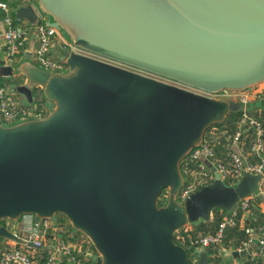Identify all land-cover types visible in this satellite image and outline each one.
I'll use <instances>...</instances> for the list:
<instances>
[{
    "label": "water",
    "instance_id": "95a60500",
    "mask_svg": "<svg viewBox=\"0 0 264 264\" xmlns=\"http://www.w3.org/2000/svg\"><path fill=\"white\" fill-rule=\"evenodd\" d=\"M37 1L17 6V18L34 23L40 13L75 46L120 64L71 50L63 72L29 57L4 66L5 76L24 77L12 91L33 103L41 86L51 110L0 121V238L25 242L4 218L63 214L91 240L96 264H191L175 233L217 208L231 211L264 172L231 186L213 168L214 181L181 201L182 162L245 105L123 65L210 92L262 84L264 0H172L181 7L173 13L149 0ZM48 4L89 24L93 38L76 37ZM256 244L224 251L222 264ZM196 264H214L209 248H197Z\"/></svg>",
    "mask_w": 264,
    "mask_h": 264
},
{
    "label": "built area",
    "instance_id": "2783aa9c",
    "mask_svg": "<svg viewBox=\"0 0 264 264\" xmlns=\"http://www.w3.org/2000/svg\"><path fill=\"white\" fill-rule=\"evenodd\" d=\"M27 3H33V1H23V4ZM0 11L2 12V25H0V65L12 66L23 55L29 42L32 39H36V46L32 53H30V58L33 62L51 72H63L68 69V64L65 60L53 55L57 42L56 38L60 36L65 40L64 45L68 52L76 50L77 46L69 42L57 28L49 25L44 15L39 13V18L34 23L28 20L20 21L15 14L14 6L3 0H0ZM83 52L87 51L83 50ZM259 85L264 87V83ZM186 87L219 98L222 97L221 95H226L229 98L244 103L245 109L240 112L238 118L232 120L233 129L222 130V134L232 143L239 145L240 150L231 151L227 160L219 158L215 149L213 136L207 137L210 128L205 135L202 145L192 150L182 162L185 182L178 198L181 201H186L192 193L202 186L212 183L215 179L213 168L219 172L223 182L231 186H235L246 172L252 174L263 173L264 124L261 119L250 114L248 106L252 102V96L245 92L242 95H238L234 90L230 89L210 92L189 85ZM254 96L261 98L264 102V88L255 92ZM33 98L34 102L31 103L24 95L12 91L10 86L5 84L0 85V121L5 125H11L22 120L42 118L47 115L51 110V105L48 103L41 86L34 88ZM243 126H249L255 130V138L250 143L249 148L244 147L242 144L245 135ZM253 154L259 156L257 160L250 159V156ZM257 192L264 194V177L259 184ZM250 207L251 195L241 199L231 211H226L227 214L222 215L215 233L190 238L188 240L189 244L185 247L189 251L190 260L191 258L193 259V264H196L197 248L201 246L210 248L213 245L222 243L225 230L230 226H237L240 212L247 211ZM17 221H19V230L14 232L24 238L25 242L23 244L26 246V249L21 247H1L0 264H56L60 260L59 257L61 255L68 256V259L74 264H84L83 261L78 259L72 245L66 240L58 238L51 244L50 248H46L48 233L52 230L58 232H62L63 230V227H60L54 218H40L30 213L22 215ZM246 233L248 237L244 242L243 248H248L254 242L253 228L247 227ZM259 233L261 235L257 240L256 248L251 252L248 260L252 263H259L261 260H264L263 228H259ZM187 238L189 237L184 232L179 240L182 243H186ZM36 249H41V251L48 249V253L42 254L39 252L40 254H38L35 252Z\"/></svg>",
    "mask_w": 264,
    "mask_h": 264
},
{
    "label": "crops",
    "instance_id": "0c3cea01",
    "mask_svg": "<svg viewBox=\"0 0 264 264\" xmlns=\"http://www.w3.org/2000/svg\"><path fill=\"white\" fill-rule=\"evenodd\" d=\"M13 2L14 3L12 5L14 6L15 3L18 1L13 0ZM14 8L16 11L17 7H14ZM1 20H2V12L0 14V25H2ZM56 39H57V42L53 50V55L61 59V57L66 54L59 51L58 47L61 46L62 48H65V45H64L65 40L61 38L60 36H58ZM35 46H36V39H32L29 42L28 47L26 48L23 55L17 60L20 61L24 58H28V57L30 58V53H32ZM3 68L4 66L0 65V84L7 83L9 86V83L6 81H9L13 78L2 74V71L4 70ZM14 78H15V81L11 83L12 86L13 84H21L24 82V77L22 75H16L14 76ZM12 86L10 87L12 88ZM262 88L264 87H262L261 85H256L254 86L253 91L249 92V94L252 96V102L249 104L248 108L250 109V114L256 118L261 119L264 124V102L262 101L261 98L254 96L255 92L262 90ZM233 119H234L233 117L231 118L229 116L227 118L229 123L226 124L227 122H225L223 123L224 125L222 124L220 127H222V129H233L234 128V125L232 124ZM243 129H244L245 135H244L242 144L244 145V147L249 148L250 143L255 138V130L249 126H243ZM211 136H213L215 149H216V152L219 158H223L227 160L229 157V153L231 151L240 150L239 145L232 143L222 134V130L220 132H216L215 130L210 131L207 134V137H211ZM258 157L259 156L253 154L250 156V159L257 160ZM224 214H227V213L226 211L222 209L220 215L218 214V216H216L215 213L213 212L212 218L210 220L199 219L198 221H195V222H189V224L186 225V229H185L187 236L189 238H193V237L201 236L203 234L215 233L218 229L219 222L221 221L220 218H222V215ZM238 218L239 219H238L237 226H234V227L230 226L225 230V236H224L223 242L217 245H213L209 248L214 264H222V254L224 251H232L236 249H242L244 247V242L247 240V237H248L246 233L247 227H251L254 230V242L255 240H258L259 236L261 235L259 233V228H263L264 230V194H261L259 192L252 194L251 195V207L247 211H241ZM54 220L55 222L59 221L58 223L60 227L61 226L63 227V230L62 232L52 230L48 233L46 248H50L51 244L54 243L56 239L58 238L63 239L72 245L74 253L77 255L79 260L83 261L84 264H96V257L98 256V253L96 249L94 248L91 240L87 236H85L83 233L74 229L73 226L65 222L64 219L62 218L59 219L56 217L54 218ZM10 229L13 232L14 231L16 232V230L12 228ZM1 247H21L23 249H26V246L23 243H18L10 239H1L0 248ZM255 248L256 246L253 248V250ZM35 252H37L38 254H40L39 252H41L42 254L43 253L47 254L48 249L43 250V251H41V249H36ZM251 252H249L247 255L243 257L233 259L232 264H246L249 260ZM59 258L60 260L56 264H74L68 259V256L66 255H61ZM259 264H264V260H261Z\"/></svg>",
    "mask_w": 264,
    "mask_h": 264
},
{
    "label": "rangeland",
    "instance_id": "374dc122",
    "mask_svg": "<svg viewBox=\"0 0 264 264\" xmlns=\"http://www.w3.org/2000/svg\"><path fill=\"white\" fill-rule=\"evenodd\" d=\"M7 1H8L10 4H13V3H14L13 0H7ZM32 1H33V3H35V4L38 3L37 0H32ZM22 3H23L22 1H18V2L15 3L14 7H17L18 5H20V4H22ZM67 40H68L69 42L72 43V41L69 40L68 38H67ZM58 48H59V51L63 52V53L66 54V55L69 53V52L66 50V48H62L61 46H59ZM77 49H78V50H77ZM77 49H76V51H79V52L85 53V52H83L82 48L77 47ZM86 53H87L88 55H92V56L97 57V56H96L97 54H93V53H91V52H86ZM98 58H99V57H98ZM105 60L110 61V62H114V61H111V60H108V59H105ZM114 63H117V62H114ZM117 64H120V63H117ZM121 65H123V64H121ZM123 66L128 67V68H131V69L136 70V71H139V72H142V73H145V74H147V75H150V76H153V77H156V78H159V79L165 80V81H167V82H170V83H173V84H176V85H180V86H183V87H186V86H187V85H185V84H183V83H180L179 81L172 80V79H170V78H165V77H163V76H159V75H156V74H153V73H149V72H146V71H143V70L137 69V68H133V67L128 66V65H123ZM15 76H16V75H15ZM11 78H13V79H11V80H9V81H6V82L9 83V86H12L11 83H12L13 81H15L14 76L11 77ZM5 85H8V84L6 83ZM186 88L191 89L190 87H186ZM253 88H254V86H253V87L246 88V89H244V90H234V91H235L238 95H242V94H244V92H245V93L252 92V91H253ZM192 90H195V89H192ZM195 91H196V90H195ZM221 96H222V97H220V98H225V99H232V100H235V99H233V98H229V97H227L226 95H224V96L221 95ZM237 101H238V100H237ZM225 122H227L226 124L229 123L227 119H226ZM225 122H224V123H225ZM223 125H224V124H223ZM220 126H221V125H216V126H215V127H216L215 129H214V127H213V128L211 127V129L209 130V132L212 131V130H215L216 132H220L221 130H223L222 127H220ZM166 194H167V191H165V192L163 193V195L161 196V202L164 200ZM221 210H222V209H215L213 212L215 213L216 216H218V214L220 215ZM56 217L59 218V219L62 218V219H64L65 222L71 224L70 221H69V220H68L63 214H57V215L55 216V218H56ZM2 222H3L4 224H6L8 227H10V228H12V229H14V230H16V231L19 230V229H18V228H19V221H17V220H11V219H9V218H4ZM58 222H59V221H58ZM187 224H189V222H188ZM187 224H186V225H187ZM186 225H185L183 228L179 229V230L175 233L178 239H179L180 236L185 232ZM188 226H190V225H188ZM191 263H192V264L194 263L192 258H191Z\"/></svg>",
    "mask_w": 264,
    "mask_h": 264
},
{
    "label": "bare ground",
    "instance_id": "6f19581e",
    "mask_svg": "<svg viewBox=\"0 0 264 264\" xmlns=\"http://www.w3.org/2000/svg\"><path fill=\"white\" fill-rule=\"evenodd\" d=\"M157 5H162L165 10L169 12H175L181 7L172 0H149ZM48 8L56 16L57 20L67 29H69L76 37H90L93 38V31L89 24L83 25L79 19L75 18L73 14L64 8L58 6L49 5Z\"/></svg>",
    "mask_w": 264,
    "mask_h": 264
},
{
    "label": "trees",
    "instance_id": "16d2710c",
    "mask_svg": "<svg viewBox=\"0 0 264 264\" xmlns=\"http://www.w3.org/2000/svg\"><path fill=\"white\" fill-rule=\"evenodd\" d=\"M3 1H7V0H3ZM0 85H3V84H0ZM239 114H240V113L232 114V115H230V117H231V118L233 117L234 119H236V118H238ZM223 123H224V122H223ZM223 123H218V124H216V125H222ZM216 125H214V126H216ZM165 199H166V198H164V200H163L162 202H164ZM160 201H161V200H160ZM162 202H161V203H162ZM217 209H223V208H217ZM223 210L226 211L225 209H223ZM220 219H221V218H220ZM224 236H225V235H224ZM174 238H175V240H176L177 242L183 244L184 246H187V245L189 244L188 240H189L190 238H187V242H186V243H182V242L177 238L176 234H175ZM1 239H3V238H0V240H1ZM190 262H191V260H190ZM191 264H192V263H191ZM246 264H259V263H252V262H249V261H248Z\"/></svg>",
    "mask_w": 264,
    "mask_h": 264
},
{
    "label": "flooded vegetation",
    "instance_id": "af4514ba",
    "mask_svg": "<svg viewBox=\"0 0 264 264\" xmlns=\"http://www.w3.org/2000/svg\"><path fill=\"white\" fill-rule=\"evenodd\" d=\"M0 14H1V12H0ZM86 53V52H85ZM97 57H99V58H102V59H108V60H111V59H109V58H105V57H103V56H101V55H96Z\"/></svg>",
    "mask_w": 264,
    "mask_h": 264
}]
</instances>
